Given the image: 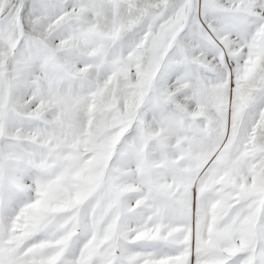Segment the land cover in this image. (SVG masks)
<instances>
[{
    "label": "snow or ice",
    "instance_id": "snow-or-ice-1",
    "mask_svg": "<svg viewBox=\"0 0 264 264\" xmlns=\"http://www.w3.org/2000/svg\"><path fill=\"white\" fill-rule=\"evenodd\" d=\"M0 264H264V0H0Z\"/></svg>",
    "mask_w": 264,
    "mask_h": 264
}]
</instances>
